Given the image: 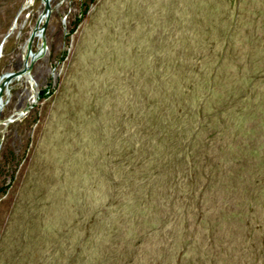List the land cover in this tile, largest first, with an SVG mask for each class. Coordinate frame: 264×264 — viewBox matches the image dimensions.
<instances>
[{"label": "rangeland", "instance_id": "1", "mask_svg": "<svg viewBox=\"0 0 264 264\" xmlns=\"http://www.w3.org/2000/svg\"><path fill=\"white\" fill-rule=\"evenodd\" d=\"M41 7L0 0V73ZM43 36L1 90L0 264H264V0H49Z\"/></svg>", "mask_w": 264, "mask_h": 264}, {"label": "water", "instance_id": "2", "mask_svg": "<svg viewBox=\"0 0 264 264\" xmlns=\"http://www.w3.org/2000/svg\"><path fill=\"white\" fill-rule=\"evenodd\" d=\"M48 13H49V0H42L41 10L38 13V15L36 16L34 24H33L32 28L29 31V34L27 36L22 65L16 69L5 70V71L0 73V96H1V90H2L3 86H5V84L11 78L17 77L21 74H27L28 75L33 59L38 57L39 55H41V53L43 52V50L45 48V38L43 36V27L45 25ZM4 35H3V37H4ZM33 35H39L40 36V44L37 47V49L34 51H32L30 49V39ZM0 44H1V41H0Z\"/></svg>", "mask_w": 264, "mask_h": 264}, {"label": "bare ground", "instance_id": "3", "mask_svg": "<svg viewBox=\"0 0 264 264\" xmlns=\"http://www.w3.org/2000/svg\"><path fill=\"white\" fill-rule=\"evenodd\" d=\"M17 77H18V76H17ZM5 85H6V84H5ZM1 97H2V95L0 96V108L2 107Z\"/></svg>", "mask_w": 264, "mask_h": 264}]
</instances>
